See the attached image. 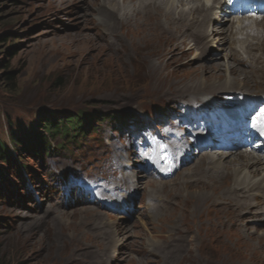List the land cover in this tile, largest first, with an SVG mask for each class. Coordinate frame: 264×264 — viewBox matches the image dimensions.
<instances>
[{"label":"rangeland","instance_id":"1","mask_svg":"<svg viewBox=\"0 0 264 264\" xmlns=\"http://www.w3.org/2000/svg\"><path fill=\"white\" fill-rule=\"evenodd\" d=\"M64 1V6H56L58 0H0V136L5 146L10 149V153H6V158L0 157V264H101L107 258L106 250L109 247L112 249L111 256H114L113 253L118 255L116 261L110 264H140L138 261L142 258V253L147 252L149 248L154 249L158 255L167 252V248L164 251L161 249L163 236L159 232L162 224L165 225L166 222L177 223L176 231L183 227L186 234L190 233L189 239L184 238L185 244L188 240L189 242L179 253L180 256L174 260L177 261L175 263L264 264V240L256 238L250 240L242 236L245 234L243 232L245 223L264 232V210L255 216L250 214L239 216L230 212L226 216L228 221L224 220L220 210L213 206L217 202L219 190L222 189L218 185L204 187L205 192L201 198H195L196 193L193 194L195 188L193 189L191 184H180L183 185L180 200L187 198L186 205L169 217L159 216L161 211L157 207V202L151 201L148 197L151 190L160 193L155 195L156 193L152 192L155 197L162 198L166 195L164 190L153 189L156 185L151 183L150 179L155 180L157 184L161 182L179 184L187 180L189 173H194L196 163L183 165L177 170L176 164L180 159L170 148L172 137L185 139L184 130L203 131L197 122L190 125L184 119L185 116L192 117L198 113L187 98H198L197 94L192 93L204 91L206 89L204 84L207 83L212 89H226L229 85L240 86L239 83L234 84L235 77L226 70L227 66L231 64L242 70L243 66L238 65V60L233 56L235 50L239 57L252 63L250 55L245 53L249 39L260 40L258 50H253V53L264 56V20L255 19L248 22V27H263L261 30H252L250 35L243 33L238 39L230 35L229 41L224 44L225 47L221 46V42L214 40L207 42L204 51L203 42L195 44L197 42H192V38H189V43L185 40V24L179 27L181 42L160 36L155 37L158 38L157 43L130 42L132 38L139 39V36L133 35L134 31L127 29L128 21L123 15L128 12L132 18L139 17L140 3L119 0L122 3L117 4L114 1L110 3L115 6L113 9L120 13L119 16L122 15L117 21L120 22L118 27H115L119 39L114 42H102L93 30L101 19L112 22L113 17L109 18L111 15H107V12L101 15L95 13L89 14L91 21L83 22L82 15L86 7L92 6L94 1ZM211 4L212 2L209 3ZM175 5L177 6L176 3ZM96 6L93 9H98L97 4ZM181 8L188 9L189 5ZM179 10L183 12L182 9ZM212 17L214 19L206 24L209 35L211 27L213 28L221 19L225 23L222 27L217 26L218 30L224 29L229 32L230 27L237 29L239 25L232 21L233 16L230 14L220 16L218 13ZM178 18L175 17L174 21L180 25L183 18ZM76 34L87 39L75 37ZM124 35L127 36V42L121 41ZM216 36L214 37L217 38ZM167 49L165 56L159 55ZM213 56L215 58L211 59ZM258 62L255 68L246 71L249 75L242 70L245 75L241 80L243 83L247 81L249 83L241 85V91H235L234 94L256 98L254 100L256 103L262 99L259 106L264 114V73L260 72L264 69V58ZM206 65L207 70L211 72L202 70ZM10 74L14 76L12 82L7 80ZM202 82L203 85L199 88ZM215 93L217 92H214L215 97L209 96L204 98L205 100L201 97L199 101L204 100L203 102L212 108L217 106L216 113L220 117L222 113L229 112L220 109H225L226 105H229L223 102L231 94L220 92L216 96ZM189 94L193 96H187ZM186 96L187 98H183ZM199 101L192 105L204 104ZM162 107H170V111L174 110L173 114L168 116L161 113L158 117V111ZM94 109L106 114L104 116L109 114L108 119L100 123L97 132L89 133L94 128L90 124H95V127L97 124L98 116L93 117L91 122L86 124L89 128L88 136L81 137L78 148L85 151L93 146L97 150L104 143L106 148L120 154V158L129 164L130 170L137 171L141 166L145 175L141 179L144 180V186L132 202L121 203L122 200L119 202L114 193H111L110 197L105 195L99 196L100 198L94 193L96 184L92 178L95 175L93 173L97 174L102 169L114 167L110 154H104L100 160L95 159L96 155H89L83 160L77 154L74 142L69 141L63 150L65 154L51 153L44 155L40 160L32 149L27 151L20 143L13 142L15 137L25 139L31 144L36 138L35 136L28 138L27 133L35 130L38 134L44 133L46 120L55 118L62 123L64 119L77 115L78 111L91 113ZM115 115L124 116L131 125H134L133 120L136 117L151 122L156 116L163 124L159 125L156 120L150 126L148 138L145 141L140 139L143 146L136 147L142 150L135 153L134 149L130 148L134 146L131 144L133 139L127 131L124 134L115 130L114 123L110 121ZM204 120L207 123V119ZM95 136L98 137L94 138ZM118 137L124 138L121 141L123 144L119 142ZM59 140L62 138H50L48 149H51L50 151L56 149L55 143ZM127 143L131 146H124ZM70 151L72 153L68 155ZM204 160L206 161L201 164L203 168L210 162L212 166L214 165L212 159ZM225 161L229 165L231 175L233 156ZM151 162L154 166H151ZM16 164H22V175L16 170ZM87 165L94 168L91 170ZM63 171L91 172L89 178L83 177L78 180L68 178L64 185H60L59 178ZM122 176L120 174L117 178ZM262 178L263 170L256 178H252V181L264 183ZM230 179L232 183L235 180L234 177ZM258 179L259 181H256ZM78 188L83 192L84 201L78 203L81 206L66 208L68 211L59 210L55 204L62 199L65 200L66 195H70L69 191H78ZM94 198L101 199L105 206L90 204ZM145 198L146 202L143 203ZM191 201L195 203L190 208L188 204ZM203 201L208 205L201 208ZM117 204L122 205L125 212L139 205L140 212L146 210L151 216V221L147 222L140 213H132L130 217L121 214L118 217L119 213L112 210ZM82 208H86L84 211L87 216L80 220L83 213L79 210ZM50 210L54 212L46 217ZM125 212L123 214H126ZM59 213L62 217L58 216ZM93 220L94 224H91ZM114 223L128 226V235L125 236L123 231L118 234ZM37 227L39 231L36 230ZM114 233L118 239L125 236L123 241H118V246L114 243L116 239ZM178 233L175 232V235L182 236ZM58 238L61 241L59 245H53ZM184 241L178 243L179 251L180 247L184 246ZM133 243L136 245H131ZM99 247V250L104 249L99 251ZM158 248L161 250L160 253ZM136 250H139V253L136 254ZM170 260L171 257L156 264H167Z\"/></svg>","mask_w":264,"mask_h":264},{"label":"bare ground","instance_id":"2","mask_svg":"<svg viewBox=\"0 0 264 264\" xmlns=\"http://www.w3.org/2000/svg\"><path fill=\"white\" fill-rule=\"evenodd\" d=\"M93 1H94V3L92 4V6H87L85 12L82 15L83 18L81 17L83 19V22L91 21V19H89V17H90L89 14L94 15L96 13V14L101 15V14H106V12H107V15H111V16H109V18L113 17V21L110 22V20H109L108 22H106L103 19H101L93 31L97 35V37L100 41H102V42H114L115 40L119 39L115 33V30H116L115 27L116 26L118 27L120 22L117 23V21L120 20V16L122 17V15L119 16L120 13L117 12L116 10H114L115 6H113L110 3L116 2L118 4L121 1H119V0H93ZM124 1L125 0H123V2ZM128 1H136L135 4L140 3V7L138 10V11H140L139 17L132 18L128 12L123 15L124 19H126V21H128L127 29H130L129 31H134L133 35L139 36V39L132 38L131 40H129L130 42H140V43L141 42H156L157 43L156 39H158V38H155L156 36H160L161 38L164 37V38H167V39L175 41V42H181L182 40L180 39V36H179V27L182 26L183 24H185V29H186L185 30L186 33L185 34L182 33L186 37L185 40L186 41L188 40V43H189V40H190L189 38H192L191 39L192 42H197L195 44H198V42H203L202 43L203 51L205 50V44L207 42H210V41L213 42V40H214V42H218V43L221 42V46L225 47L224 46V44H226L225 42H228L230 39V35H231L230 31L228 32V31H225L224 29H222V30L216 29L217 26L222 27L223 24L225 23V21L222 19L217 23L218 25L216 24L213 28L211 27V30H210L211 35H209V32H207L208 28L206 27L207 22L211 19H214L213 17L211 18V16L216 14L214 8L220 9L224 13L227 12L224 4L222 3V1H224V0H201V1H199V0H177V2H175L176 0H128ZM211 1H213V4L210 6L209 3ZM64 2H65L64 0H58V2H56L55 4H57L56 6H64ZM175 3L177 4V6L175 5ZM96 4L98 5V9H93L96 6ZM132 4H133V2H132ZM165 4H167L169 8H167V5H165ZM123 5H124V3H123ZM186 5H189L188 9L181 8V6H186ZM96 8H97V6H96ZM132 8L130 7V9H132ZM179 8L182 9L183 12H181L179 10ZM227 8H228L229 13L234 12V11H238L241 14H247V10L242 7L239 0H236L232 6H227ZM90 9H92V10H90ZM89 10L91 12H89ZM171 11H173V12H171ZM133 13H134V11H133ZM175 17L183 18V20H181V21H183L182 24H180V25H178L179 23L176 24L174 21ZM187 19H188V21H185ZM175 20H177V18ZM262 20H264V18ZM242 24L246 25L247 23H242ZM262 28L263 27H252L249 32H246V34L250 35L252 33L251 32L252 30L258 31V30H261ZM182 32H184V31H182ZM118 35H120V34H118ZM186 35H188V36H186ZM215 35H217L216 36L217 38L214 37ZM80 36L83 37L82 39H87V37L80 35V34H76L75 37H80ZM120 36H122V35H120ZM126 37L124 35V37L122 38L121 41L127 42L128 40L126 41ZM134 39L137 41H135ZM247 42H248V44L246 46V51L248 53L246 51H245V53L250 55V57L252 58L251 62L255 63L254 66L252 63L245 61L243 58L239 57V55L237 54L235 49H234L235 51L233 54V56H235V58L238 60V65L243 66L244 69L242 68V70L245 72L252 70V68H255L257 66V64L259 63L258 60L264 58V56H260V55H257L256 53H253L254 52L253 50H256V51L258 50V48L260 46V40L256 41L253 39H249ZM116 43H117V45H120V44H118V42H116ZM134 45H135V43H134ZM173 48H175V47H173ZM167 51H168V49L165 52L159 53V55H161L163 57L166 55ZM214 58L215 57L213 56L211 59H214ZM211 59H210V61H211ZM216 66H219V65H216ZM209 68H211V66H209ZM238 68L239 67L228 64L226 70L228 72H230L231 75H233L235 77L236 81H234V84L239 83L238 85H240V86L229 85L228 86L229 89L228 88H226V89H224V88L212 89V88L207 86L208 85V83H207V85L204 84V86L206 87V89H204V91H200V92L198 91V93L197 92L192 93V94H197L198 98H195V99L187 98V96H191L192 94H189L186 97H183V98H187L191 102L190 105L192 107H197L201 111V112H198L195 116H200L202 119H208V117H207L208 111L207 110H209L211 107L209 105H206L203 101L206 98H208L209 96H214V92H217L218 94L220 92H224L225 94L230 93L231 95L229 97H227V100L224 101L223 103L231 105V104L237 102L239 107H242L244 102H250V101L256 99V98L251 99V97H247L246 95L243 96L241 94H234L235 91H239V92L241 91V85H245V84L249 83L248 81L246 83H243L241 78H244L243 76L245 75V73H243L242 70L238 69ZM204 69L207 70L208 65L204 66L202 70L204 71ZM207 71H210V70H207ZM260 72H262L261 74H263L264 69L260 70ZM246 74L249 75L248 72H246ZM233 76L231 78V82H233V79H234ZM201 85H203V82L198 87L200 88ZM214 90H220V91H214ZM175 92H177V91L175 90ZM217 93H215L216 96L218 95ZM201 97L203 99L204 98L205 99L199 101L201 99ZM179 99H181V98H179ZM259 100H260V102L262 101V99H259ZM196 101L203 102L204 104L200 105V106L192 105ZM217 105H220V104L217 103ZM258 106H259V104H257V108H258ZM197 123L199 125H202L205 123V121L199 120ZM207 135L208 134H205V137H207ZM170 141H172V143H170L171 151L174 154H176L180 159V162L179 163L177 162V164H176V166H178L177 170L180 169L181 166L190 165L191 163H196V168L194 170V173L193 172L189 173L186 181L183 180L182 182H179V184H176L174 182H172V183L166 182L165 184H162V182H161V184H157V182L155 180H153V179L149 180L151 183H154L156 185V186H154L153 189L164 190L166 193V195L162 198L155 197L152 193L154 191H152V190L148 193V197L151 199V201L153 200V201L157 202V207H158L159 211L162 212V213L159 212V216H161V217H163L164 215L167 217L172 216V214L176 210L185 207L187 198L180 200L181 188L183 187V185L180 186V184H184V185L185 184H191L192 188L193 189L195 188L194 192H193V194L196 193L194 195L195 198H201V196L205 192L204 187H208L211 185L212 186H217V185L221 186L222 189L219 190V195L216 198L217 202H215L213 206L220 210V212L223 215V219L226 221H228L226 216H228L230 212L231 213H237L239 216H242L244 214H248V215L250 214V215H254V216L261 214V212H259V211L264 210V185H262L263 182L252 181V178H256L259 175L261 170L264 171V148H260V149L254 150V151L249 150V149H243V150H238V151H234V152H229V151L218 152L216 150L217 148L213 147V146L211 148H210V146L207 147L208 149L204 148V147H199L197 149H194L195 145L193 144V138L190 135L188 136L187 139H181L179 137H172L170 139ZM214 155H217V156H214ZM230 156H233V163L231 166L233 173H231V175L229 173L230 172V169L228 167L229 165H227V163L225 161ZM204 159H207V160L212 159L214 165L212 166V164L210 162L206 167L204 166V168H203L201 166V164L203 163V161H206ZM144 176H145L144 173L141 172L140 170L139 171L135 170L134 174L128 172V170H127L123 173V176L121 178H108L107 182L102 184V188L105 192H107V193L115 192L119 199L121 197H123V199L125 201L130 202L131 200H133L136 197L137 194H139L142 191L141 189L144 186V184H143L144 180H141V179ZM230 177L235 178L233 183H232ZM262 179H264V178H262ZM256 181H259V179ZM154 194L157 195L160 193L154 192ZM52 195H54V194L52 193ZM145 202H146V198H145V201L143 203H145ZM93 203H95V205L104 207V205L102 203L99 204L95 200H93ZM194 203H195L194 201H191V203L188 204V207H190V208L193 207ZM146 204L148 206V202ZM205 205H208V204H206V202L203 201V203L200 205V207L202 208ZM147 206H146V209H147ZM151 207H153L152 204H151ZM137 208L140 209L139 205H137ZM85 209L86 208H82L79 210L81 213H83L82 214L83 217H81L80 220L85 219V217L87 216V213L84 211ZM199 210H200V208H199ZM52 212H54V211H51V210L48 211L46 213V217L51 216L50 214H52ZM130 212L133 213L134 211L130 210ZM97 213H93V214H97ZM118 213L119 214H117V216L119 217L122 212L118 211ZM140 214L143 217H145V219H147V222L151 221L150 220L151 216L149 215V213H147L146 210H145V212H140ZM58 216L62 217V214L59 213ZM88 216H89V213H88ZM90 216H91V214H90ZM43 219H41V220H43ZM115 219L117 220V218H115ZM59 221H60V219H59ZM60 222H62V221H60ZM63 222L67 223V221H64V220H63ZM91 224H94V220H93V223H91ZM114 224H116L115 225L116 226L115 231L118 232V234L123 231L125 236L128 235V233H129L128 226L122 225L120 223H114ZM176 224L177 223L172 224V223L166 222L165 225L162 224L161 229L159 230L160 234L163 236L162 237L163 246L161 247V249L164 251V249L167 248L168 249L167 252L165 251L166 253H162V254L158 255L157 252L153 251L154 249L152 250L149 248V250H147V252L142 253V255H141L142 258L138 261V262H140V264L141 263L156 264L158 262L167 260L169 257H171V260L167 264H179V263H175L177 261H174V260L180 256L179 253L183 250L185 245H187V243L189 242V240H188V242H186V244H185L184 238L187 239V237H188V239H189L190 233L186 234L184 231V228L180 227L179 229H177V231L180 233V235H182L184 237L176 236L175 235V232H177L176 226H175ZM40 226L42 227V225H40ZM195 226H197V225H195ZM114 229L115 228H113V230ZM36 230L39 231V228L37 227ZM243 232H245V234H242V236L248 237L250 240H251V238H252V240H253V238L254 239L256 238V239L261 240V241H262V239L264 240V232H261L259 229L255 228V227L249 226L247 223H245V228L243 229ZM114 235L116 238L117 236L115 233H114ZM125 236H123L119 239L116 238L114 240L115 241L114 243H116L115 246H118V243H119L118 241H123L122 239L125 238ZM109 239H107V241ZM64 240H65V238H64ZM183 241H184V246L180 247V251H179L178 250V243H181ZM59 242H61L60 238H58L53 243V245H59L58 244ZM263 243H264V241H263ZM134 244L135 243H133L131 245H134ZM136 244H137V242H136ZM105 245L107 247V244H105ZM86 248H90V247L86 246ZM109 248H111V247H109ZM109 248L106 250L107 258L105 261H102L101 264H110V262L116 261L118 255L113 253L114 256H111L112 255V251H111L112 249H109ZM99 249H100V247L98 248V250ZM102 249H104V248H102ZM101 250H99V251H101ZM142 250H144V248ZM160 251H161L160 248H158L159 253H160ZM135 253L136 254L139 253V250H136ZM154 254H157V255H154ZM92 258H93V256H92ZM97 258H99V257L97 256ZM95 263H97V262H95Z\"/></svg>","mask_w":264,"mask_h":264},{"label":"trees","instance_id":"3","mask_svg":"<svg viewBox=\"0 0 264 264\" xmlns=\"http://www.w3.org/2000/svg\"><path fill=\"white\" fill-rule=\"evenodd\" d=\"M14 79L13 75H8L7 76V80L8 82H12ZM162 110V109H161ZM104 113H102L99 110H95L91 113H87V111H78L77 115L74 116H70L67 119H64V123L61 124V122L56 121L55 118H51L46 120L45 124H44V133H40L42 134L41 137L38 138V136L40 134H38V131H31L27 133V137L28 138H33L35 136L36 140L35 142H32L31 144L27 143L25 139H19V138H15L13 139V141H15L16 143H20V145H23V149H27L30 150L32 149L33 152L35 153V155H41L40 153L44 151L45 146L47 147V145H49V135L54 136H61L63 138L62 142H58L59 147L63 148V145L65 143H67L68 141V136L70 134H72L75 130L78 129V125L82 124V119L85 118H93V117H103ZM109 115V114H107ZM116 117V116H115ZM128 120L123 116L121 118V122L126 123ZM65 138H68L65 140ZM38 140H41V142H38ZM43 142H45V144H43ZM65 148V147H64ZM47 153H51L49 149H46ZM9 153L8 152V148L5 146V142L4 140H2L1 136H0V157H4L5 158V154Z\"/></svg>","mask_w":264,"mask_h":264},{"label":"clouds","instance_id":"4","mask_svg":"<svg viewBox=\"0 0 264 264\" xmlns=\"http://www.w3.org/2000/svg\"><path fill=\"white\" fill-rule=\"evenodd\" d=\"M18 168L16 169L19 173H22L23 174V167H22V164H17Z\"/></svg>","mask_w":264,"mask_h":264}]
</instances>
